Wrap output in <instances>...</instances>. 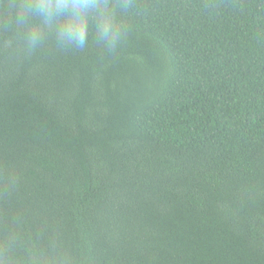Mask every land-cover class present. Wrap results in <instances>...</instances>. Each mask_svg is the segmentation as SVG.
I'll use <instances>...</instances> for the list:
<instances>
[{"label": "trees", "instance_id": "trees-1", "mask_svg": "<svg viewBox=\"0 0 264 264\" xmlns=\"http://www.w3.org/2000/svg\"><path fill=\"white\" fill-rule=\"evenodd\" d=\"M116 19L24 54L0 10V264H264V0Z\"/></svg>", "mask_w": 264, "mask_h": 264}, {"label": "clouds", "instance_id": "clouds-1", "mask_svg": "<svg viewBox=\"0 0 264 264\" xmlns=\"http://www.w3.org/2000/svg\"><path fill=\"white\" fill-rule=\"evenodd\" d=\"M135 7V0H0L5 30L23 29L20 51L31 54L53 33L58 47L84 49L90 26L95 40L107 51L114 52L127 33V27L116 19L117 10L126 14ZM36 21V23H33ZM15 42L7 46L16 52Z\"/></svg>", "mask_w": 264, "mask_h": 264}]
</instances>
